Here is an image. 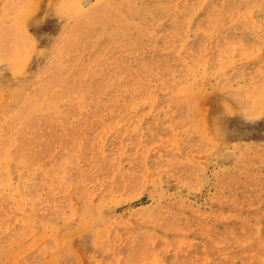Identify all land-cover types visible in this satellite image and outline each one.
Instances as JSON below:
<instances>
[{
	"label": "rangeland",
	"instance_id": "1",
	"mask_svg": "<svg viewBox=\"0 0 264 264\" xmlns=\"http://www.w3.org/2000/svg\"><path fill=\"white\" fill-rule=\"evenodd\" d=\"M64 1L0 0V32L4 25L14 27L23 40L24 55L20 67L0 61V124L15 108L12 96L37 74L46 62L45 50L63 34V20L55 15L65 6ZM166 1L172 12L190 13L191 28L180 41L169 44L177 51H163V69L152 52L151 69L146 67L151 76L122 81L130 84L124 92L76 100L78 108L90 112L91 120L79 132L78 150L72 142L65 153L55 147L43 160L45 165L36 169L34 181L43 180L42 168L51 170L61 164L62 156L73 154L78 160L72 172L81 173L82 186L75 182L65 189L57 183L42 186L45 202L41 206L21 199L20 208L14 206L0 215V264H107L112 256L104 252V245L115 244L111 237H103L114 227L136 226L182 208L186 213L179 222L196 219L191 229L201 231L203 215L214 221L216 185L229 181L238 166L240 181L248 190L253 194V187L264 191V161L258 165L252 161L256 155L264 158V0ZM77 4L82 17L74 16V24L88 21L87 13H93L101 0H77ZM249 8L246 18L240 15ZM231 39L248 41L255 49L234 46L228 55L221 53L219 44ZM144 52L142 49L139 55ZM173 64L179 65L178 71L172 72ZM222 64L224 69H220ZM192 68L196 72L190 73ZM259 78L260 87L255 89ZM183 84V89L174 88ZM162 85L163 90L159 89ZM143 90L153 96L151 102L139 103ZM132 104H140V110L146 112L134 118L137 134L135 126H125L122 117ZM241 159L250 164L240 166ZM105 160L111 178L126 181L135 175L124 186L126 190L111 195L105 191L106 182L86 175ZM224 190L228 196L229 189ZM50 191L64 209L45 204ZM103 192L108 196L101 195ZM226 207V212L233 210ZM260 208L264 212V205ZM238 221L234 229L239 232L243 215ZM247 223L252 228L255 219ZM192 242L198 248L197 241ZM255 244L251 242L249 248ZM237 254L229 264H264V255L256 260L251 249L242 252L243 256ZM193 260L200 263L202 256Z\"/></svg>",
	"mask_w": 264,
	"mask_h": 264
},
{
	"label": "bare ground",
	"instance_id": "2",
	"mask_svg": "<svg viewBox=\"0 0 264 264\" xmlns=\"http://www.w3.org/2000/svg\"><path fill=\"white\" fill-rule=\"evenodd\" d=\"M63 5L58 11L59 15H55L63 20V34L45 50L46 62L37 74L29 77L26 87L18 89L12 96L15 108L9 110L8 118L0 124V215L14 206L20 208L21 199L31 201L35 207L41 206L45 202L40 193L42 186L57 183L65 189L72 182L82 186L81 173L72 172L78 160L73 154L62 156L61 164L51 170L42 168L43 180L39 183L34 181L38 172L36 169L45 165L43 160L55 147L62 148L65 153L69 142H72L78 150L77 140L82 139L79 132L91 120L90 112L86 108H78L76 100L124 92L130 88V84L122 81L129 83L138 75L148 79L151 76L148 69H151L153 62L150 54L153 52L163 69V51L176 52L169 44L172 46L180 41L191 28L190 13L172 12L166 0H101L93 13H87L88 21H78L77 24L71 22L74 16L80 17L81 14L82 17L77 0H66ZM248 10L240 15L246 18L251 11L250 8ZM215 24L210 23L209 26L214 27ZM98 26L101 30L97 29ZM21 41L14 27L4 25V31L0 34V61L19 66L20 57L24 56ZM234 46L247 49L251 44L231 39L219 44L220 52L228 55V50ZM142 49L145 52L140 56ZM178 67V64H173L172 72L178 71ZM224 68L222 64L220 69ZM194 72L196 70L192 68L190 73ZM190 81L192 78L184 80ZM260 82V78L254 82L255 89L260 87ZM184 86L174 88L183 89ZM159 89L163 90V85ZM138 98H141L139 103H149L153 96H148L143 90ZM138 106L140 104L127 106L129 113L122 115L125 126L132 123L136 134L139 132L138 121L134 118L146 113ZM58 128L61 129L60 133L55 131ZM140 156L139 153L135 157ZM47 158L51 160L52 157ZM252 161L258 165L264 158L256 155ZM241 162L244 163L240 166L250 164L244 159ZM238 167L229 181L216 185L212 212L214 221L203 215L198 227L201 231L191 229L196 219L179 222L181 215L186 213L184 208L167 217L155 216L143 223L137 222L136 226L114 227L110 235L103 237L104 240L111 237L115 244L104 245V252L112 256V262L107 264H229L234 262L232 258L239 256L237 252L243 256L242 252L248 249L253 252L252 258L257 260L263 257L264 212H260V206L264 205V191L253 187V194L248 190L240 181ZM86 175L93 180L106 182L105 191L111 195L121 189L126 190L124 186H129L135 179V175L126 181L111 178L106 160L98 162L97 168ZM224 189H229L228 196L222 193ZM101 195L108 196L105 192ZM55 196L50 191L45 204L64 209L65 205ZM226 206L233 210L226 212ZM241 215L243 222L238 232L234 228L238 227ZM251 219H255V224L249 228L247 221ZM188 239L196 240L198 248ZM251 242L256 244L249 248ZM181 243L187 245L186 248L179 246ZM157 252L161 254L157 255ZM196 255L202 256L200 263L194 262ZM245 264L252 263L245 261Z\"/></svg>",
	"mask_w": 264,
	"mask_h": 264
}]
</instances>
